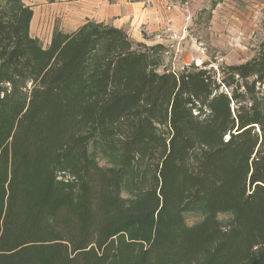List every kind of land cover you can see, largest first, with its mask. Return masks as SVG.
I'll return each instance as SVG.
<instances>
[{"label":"trees","instance_id":"16d2710c","mask_svg":"<svg viewBox=\"0 0 264 264\" xmlns=\"http://www.w3.org/2000/svg\"><path fill=\"white\" fill-rule=\"evenodd\" d=\"M32 15L0 0V264H264V49L158 72V44L87 21L44 48Z\"/></svg>","mask_w":264,"mask_h":264},{"label":"rangeland","instance_id":"374dc122","mask_svg":"<svg viewBox=\"0 0 264 264\" xmlns=\"http://www.w3.org/2000/svg\"><path fill=\"white\" fill-rule=\"evenodd\" d=\"M117 1L128 5L136 0ZM21 2L31 7L33 15L29 33L44 48L48 46L53 31L70 32L89 21L86 15L96 11L94 0ZM158 12L160 18L151 25L143 23L137 26L140 32L138 39L129 33L127 35L134 46L137 42L147 46L159 45L158 72H178L190 64L206 63L214 68L239 64L264 49V0H189L187 11ZM260 108L264 114V95ZM89 152L99 165H110L116 161V156L103 152L99 143L91 144ZM122 195L127 196L126 189ZM203 217L201 210L183 213L187 225H193ZM231 217L230 213L217 214V219L223 224Z\"/></svg>","mask_w":264,"mask_h":264},{"label":"crops","instance_id":"0c3cea01","mask_svg":"<svg viewBox=\"0 0 264 264\" xmlns=\"http://www.w3.org/2000/svg\"><path fill=\"white\" fill-rule=\"evenodd\" d=\"M141 2L142 0L140 3L136 0L134 3L124 5L117 0L112 2L94 0L93 4L96 6V11L92 12V15H86L85 18L89 21L93 20L96 23L122 29L127 35L129 33L138 39L140 32L137 26L143 23H150L149 25H151L160 18L158 11H168L161 5L145 8Z\"/></svg>","mask_w":264,"mask_h":264},{"label":"built area","instance_id":"2783aa9c","mask_svg":"<svg viewBox=\"0 0 264 264\" xmlns=\"http://www.w3.org/2000/svg\"><path fill=\"white\" fill-rule=\"evenodd\" d=\"M141 3L145 8H151L157 5H161L164 7V9L168 11H172V10L187 11L189 0H142Z\"/></svg>","mask_w":264,"mask_h":264}]
</instances>
